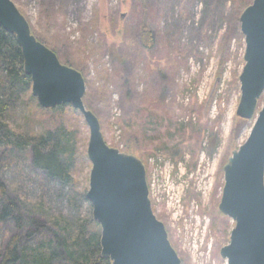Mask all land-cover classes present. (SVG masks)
<instances>
[{
  "label": "rangeland",
  "instance_id": "rangeland-1",
  "mask_svg": "<svg viewBox=\"0 0 264 264\" xmlns=\"http://www.w3.org/2000/svg\"><path fill=\"white\" fill-rule=\"evenodd\" d=\"M12 1L33 35L83 75L84 105L99 119L107 145L144 163L153 211L182 263L227 264L220 252L235 223L219 211L224 167L264 107L263 94L252 120L237 116L246 44L236 17L243 0ZM144 22L155 33L153 49L141 44ZM11 95L13 130L42 133L58 124L59 115L22 91ZM67 118L76 132L71 181L38 170L29 150L1 151L0 185L20 216L1 224L0 249L13 237L30 245L51 234L42 214L30 212L34 203L69 221L90 211L83 200L90 130L83 116Z\"/></svg>",
  "mask_w": 264,
  "mask_h": 264
},
{
  "label": "water",
  "instance_id": "water-1",
  "mask_svg": "<svg viewBox=\"0 0 264 264\" xmlns=\"http://www.w3.org/2000/svg\"><path fill=\"white\" fill-rule=\"evenodd\" d=\"M240 25L246 50L237 116L249 121L264 94V0L243 11ZM0 26L16 37L38 104L47 110L70 104L89 127L92 169L86 197L102 229V255L112 264H183L153 211L144 163L108 146L99 119L86 109L83 75L37 40L12 0H0ZM224 180L219 211L235 227L220 255L227 264H264V107L248 140L225 165Z\"/></svg>",
  "mask_w": 264,
  "mask_h": 264
},
{
  "label": "trees",
  "instance_id": "trees-1",
  "mask_svg": "<svg viewBox=\"0 0 264 264\" xmlns=\"http://www.w3.org/2000/svg\"><path fill=\"white\" fill-rule=\"evenodd\" d=\"M250 4L251 2L247 0L242 1L238 7L239 13L236 17L238 21L243 10ZM139 32L142 46L148 50L153 49L156 43L153 29L144 22ZM37 40L44 44L42 40L38 38ZM19 91L29 96L30 101L40 107L32 94V80L25 72L22 50L16 37L0 26V154L5 147L29 150L33 154V163L38 170L45 172L53 180L71 181L70 171L76 132L73 125L66 120L67 115H83L70 104L51 110L45 109L60 116L54 129L31 134L17 132L7 122V114L11 94ZM128 153L133 154L130 151ZM83 198L86 203H90L85 195ZM0 203L3 204L0 226L10 218L20 216L18 207L6 195L2 185ZM30 206L32 208L30 212L42 214L41 217L50 224L51 234L30 245H22L18 237L11 238L8 245L3 250L0 249V259L2 257L0 264H112L109 258L102 255V229L93 218L92 205L84 219L76 221L52 214L43 201ZM31 221L33 225L40 224L38 219Z\"/></svg>",
  "mask_w": 264,
  "mask_h": 264
}]
</instances>
